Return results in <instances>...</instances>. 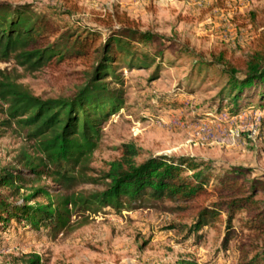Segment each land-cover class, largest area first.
I'll use <instances>...</instances> for the list:
<instances>
[{"label":"rangeland","instance_id":"rangeland-1","mask_svg":"<svg viewBox=\"0 0 264 264\" xmlns=\"http://www.w3.org/2000/svg\"><path fill=\"white\" fill-rule=\"evenodd\" d=\"M0 1L62 12L52 17L59 26L98 30L101 37L126 25V20L139 32L154 36L153 42L136 46L148 61L155 56L150 65H131L128 58L122 59L114 68L118 79H107L122 102L101 123L90 163L93 176L106 170L119 156L121 144L127 143L138 148L137 161L149 156L189 158L208 163L213 173L237 167L243 171L240 179L264 182V101L245 97L232 109L224 90L225 74L203 62L223 57V62L235 63L251 52L264 30V0ZM92 65L80 57L51 62L19 81L43 98L70 96ZM6 66L10 67L0 63V68ZM25 144L16 132L0 137V166H6ZM44 182L50 184L49 179ZM256 198L264 206V190ZM173 206L169 201H152L117 213L107 207L90 213L84 225L54 235L42 228L39 235L26 226L11 228L9 234L0 235V264H22L20 256L30 252L40 256L41 264H179L184 259L239 264L241 214L233 217L227 241L223 211L221 219L202 227L192 243L191 238L183 239L190 216Z\"/></svg>","mask_w":264,"mask_h":264},{"label":"trees","instance_id":"trees-1","mask_svg":"<svg viewBox=\"0 0 264 264\" xmlns=\"http://www.w3.org/2000/svg\"><path fill=\"white\" fill-rule=\"evenodd\" d=\"M61 13L0 1V63L10 65L0 68V137L12 131L27 143L6 166H0V235L22 226L38 235L41 228L50 235L67 233L87 223L90 213L107 207L117 213L144 202L169 201L190 216L183 239L191 238L192 243L202 227L221 219L223 211L227 241L233 217L241 214L239 264L264 261V206L256 198L264 182L240 179L243 171L237 167L213 173L208 163L189 158L149 156L137 161L138 148L124 143L107 169L92 175L91 157L101 123L122 102L107 79H118L114 68L122 59L128 58L131 65H150L155 56L148 61L136 46L153 42L154 36L131 27V20L104 37L98 30L63 28L52 18ZM77 57L88 58L93 65L70 96L43 98L19 81L51 62ZM222 59L203 62L225 74L224 90L232 109L245 97L264 101V30L245 58L235 63ZM87 184L102 188L77 189ZM19 261L41 264L40 256L31 252ZM179 264L196 263L184 259Z\"/></svg>","mask_w":264,"mask_h":264}]
</instances>
